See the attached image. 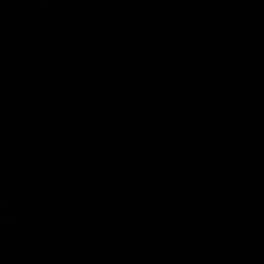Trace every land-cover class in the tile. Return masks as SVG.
<instances>
[{"label": "water", "instance_id": "water-1", "mask_svg": "<svg viewBox=\"0 0 264 264\" xmlns=\"http://www.w3.org/2000/svg\"><path fill=\"white\" fill-rule=\"evenodd\" d=\"M0 264H264V0H0Z\"/></svg>", "mask_w": 264, "mask_h": 264}]
</instances>
